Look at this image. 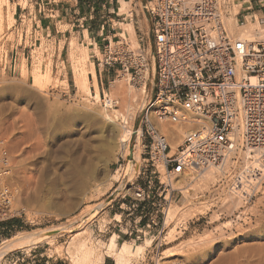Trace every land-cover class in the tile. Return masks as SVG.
Wrapping results in <instances>:
<instances>
[{"label": "rangeland", "instance_id": "rangeland-1", "mask_svg": "<svg viewBox=\"0 0 264 264\" xmlns=\"http://www.w3.org/2000/svg\"><path fill=\"white\" fill-rule=\"evenodd\" d=\"M29 1L10 0V3L13 6L20 3L32 9ZM105 1L91 0L88 6L90 8L93 4L96 6ZM120 1L122 3V0ZM135 2H138L137 7ZM145 2L143 0L144 4ZM223 2L226 16H229L235 7H240L239 14L243 6L236 0ZM114 4L116 2L111 6ZM142 6L139 0H133L126 10L120 12L129 20L124 21L112 15L113 22L120 20L118 25H124L121 26L124 31L125 24L132 20L133 10L138 9L143 14ZM261 14L263 13L247 16L255 22L253 26L256 31L259 24L253 17L258 19ZM237 17L241 24L245 22L243 17ZM247 24L248 20L242 26ZM140 27L142 32H138L136 43L128 33L126 39L135 47H139L140 38L144 35V46L151 58L154 46L152 39L148 38L150 23L146 24V19H143L140 21ZM59 28L65 31L68 26L60 24ZM123 31L120 30V33ZM23 42L27 46L26 60L22 56L16 72L5 73V67L10 64L17 45ZM76 44L78 48L87 50L90 55L86 68L90 70V63L94 65L100 93L104 91L120 101L116 110H119L122 117L116 123H108L102 120L101 115L98 116V113H112L93 103L91 91L95 87L91 74L90 92L78 95L72 61L68 57L70 46L64 44L62 38H47L46 33L34 31L29 20L24 22L17 17L11 27H3L0 30V136H4L8 141L12 158L11 172L3 184L15 193L13 207L24 209L18 214L4 215L6 212L2 210H6L8 204L0 191V244L23 233L74 224L73 231L57 233L51 241L6 254L0 264H71L68 253L70 242L76 234L83 231H86L87 235L82 237L89 238L94 243H108L117 233L121 234L117 242L121 246L128 238L119 231H130L125 225L128 222L127 213L122 218H117V214L123 211L120 208V197L124 190L120 187L128 183L131 185L132 182L142 186L145 183L142 170L149 163L148 149L145 147L149 144L148 138L140 137V163L132 179L124 178L123 172L129 160L133 159L127 151L138 150V130L152 99V87L149 84L145 94H141V86L136 85L135 80L124 72H111L109 79L105 72L100 78L97 59L101 58V52L98 45L95 50H90L87 46ZM77 58L79 56L76 54ZM24 62L28 70L26 75L21 71ZM40 62L47 64L46 66L49 64L50 73L52 76L56 75V80H43L42 86H37L30 71ZM116 79L123 81L126 96L122 95V92H113L115 88L111 82ZM123 127H127L126 132L132 130L130 143L128 141L125 147H121L119 143ZM92 145L94 149L91 148ZM93 157L96 158L91 159ZM92 160L96 169L93 176L89 174ZM236 161L233 162L234 165L227 167L223 177L218 176L216 182L208 185V188L194 187L187 193H184L185 189L181 193L176 192L172 205L178 204L180 207L175 219L171 220L172 222L166 220L168 223L166 227L164 225V233L161 235L159 232L162 230L164 217L160 214L158 226L153 227L150 234L148 229H143V233L138 232L137 237L140 239L136 242L132 240L134 249L137 245L145 244L148 239L152 240V243L143 255L133 258L129 264H264V182L249 206L251 219L235 222L232 213L236 207L230 203L227 192L229 181L243 162ZM157 165L163 172L162 163ZM76 166L80 167V178L75 173ZM91 177L95 179L94 186L81 184L85 180L89 182ZM156 181L157 179L155 185ZM180 185L183 189V183ZM101 203L104 204L103 209L99 210L97 217L90 218L89 214ZM138 215V212L133 214L135 218ZM10 220L15 222L12 226H7L5 223ZM116 220H120L122 228L117 226ZM141 224L143 226L145 223ZM203 239L206 242H198ZM160 242H163V245L159 248ZM167 250L169 252H165ZM101 251L105 253V249ZM107 263L116 264L112 258L105 256L104 264Z\"/></svg>", "mask_w": 264, "mask_h": 264}, {"label": "built area", "instance_id": "built-area-1", "mask_svg": "<svg viewBox=\"0 0 264 264\" xmlns=\"http://www.w3.org/2000/svg\"><path fill=\"white\" fill-rule=\"evenodd\" d=\"M223 1L146 0L143 9L150 18L148 38L154 46L151 58L144 36L139 47L119 36L107 41L97 59L100 78L105 72H124L136 85L143 84L146 90L149 84L152 87V99L140 127L141 138L149 140L145 146L149 163L144 167L149 168V175L144 176V186L128 183L120 197L121 210L139 233L148 229L150 234L158 226L159 214L164 217L159 235L164 233L166 213L176 199L174 194L182 192L173 183L179 182L189 169L202 171L211 165L220 166L232 153L236 154L235 160H243L242 156L249 153V164L241 162L233 182V190L244 195L242 210L261 183L264 14L258 19L253 17L260 23L255 36L235 37L224 23ZM91 99L106 112L118 109L120 104L104 91L96 99L95 88ZM148 111L150 118L146 116ZM180 123H190L193 129L173 153L158 124ZM11 159L9 143L0 136V188L11 172ZM160 162L163 172L157 165ZM135 212L139 213L136 218Z\"/></svg>", "mask_w": 264, "mask_h": 264}, {"label": "bare ground", "instance_id": "bare-ground-1", "mask_svg": "<svg viewBox=\"0 0 264 264\" xmlns=\"http://www.w3.org/2000/svg\"><path fill=\"white\" fill-rule=\"evenodd\" d=\"M132 1L133 0H130V1L122 0V7L120 8V12H123L124 10H126L131 5ZM236 8L237 7H235V9H233V11L231 12V14L229 16H226L224 14V23H225L229 33L235 37H253V36H255V33L257 31L254 29V26H253L254 21H252L251 17H248L247 18L248 24L245 26H242V24L239 22V19L237 17L238 10L240 7L237 9ZM15 14H16L15 13V6L11 5L10 0H0V30L3 29V27H11L15 23V21H16ZM258 14H260V13H258ZM131 15L133 16V13ZM262 15L263 14H261V17H262ZM257 22L260 26L259 21H257ZM121 26L124 27V25H121ZM258 29L260 30V28H257V30ZM127 33L130 36V38L132 39V41L136 43L137 42V39H136L137 35H136V29H135L133 17H132V20L130 23L125 24L124 31L120 33V36L123 38H127ZM76 43L77 42L74 38H72L70 40V42H69L70 53H69L68 57H70V60L72 61L71 67H72L73 72H74V80H75L74 82H75V86L78 90L77 93H78V95L81 94V96H82V94H86V93L88 94L90 92L89 74H91L93 79H94L93 86L95 87V91H96V99H99L100 88L98 85V79H97L98 77H97L95 67L92 63H90V70H88L86 68V63L90 60V55H89L87 50L82 49V48H78ZM76 54L79 56V58H77V59H76ZM46 65L47 64L44 65L42 62H40L37 65H35V68H33L30 71V73L34 79V82L37 86H42L41 84H42L43 80H47V81L56 80V75L52 76V74L50 73L51 70H49V64H48V66H46ZM21 71L24 75H26L28 73L27 66H26L25 62L22 63V65H21ZM122 76L124 77V75H122ZM122 82L120 79H116V80L111 82L115 88L113 92L114 93L116 91H118L120 93L122 92V95L124 94V96H126L125 95L126 92L123 89V86H122L123 83ZM140 91H141V94H145V92H146V88L144 87L143 84L141 85ZM127 95L129 96L128 93H127ZM111 113L112 114H109V115L98 113V116L101 115L103 117L102 120L108 121V123L111 122V124L116 123L119 120V118L122 117V115H120V113H119V110H116V109L111 110ZM150 114H151V111H148L146 116L148 118H150L151 117ZM123 118L126 119L125 117H123ZM116 126H118V124H116ZM126 128L127 127H123L124 130L121 131V133H120L119 143H120L121 147H125L126 143L131 138L132 130H129L128 132H126V130H125ZM158 128L167 137L168 143L171 145L173 153L178 150V147L183 142L186 133H188L190 130L193 129L192 124H190V123H188V124H184V123H180V124H158ZM138 132H139V135H138L139 137H138L137 142H139V144L136 147V148H138V150L135 149V152L127 151L130 153L131 156H133V159L129 160V163L123 172L124 178L129 177L130 180L134 176V174L136 172V167H138V165L140 163V155L141 154L139 151L141 149L140 148V145H141V142H140L141 129H139ZM129 143H130V141H129ZM91 148H93V145ZM98 151H96V152H98ZM91 152H93V151H91ZM94 154H95V150H94ZM94 154L92 153L91 156H95ZM235 155H236L235 153H232L230 156H227L226 161L223 164H221L220 166L211 165L209 167L204 168V170H202V171H197L195 169H189L182 176V179L179 182H174L173 185L175 187L181 188L182 185H180V184L183 183L184 187L182 190L185 189L184 193L189 192L190 190L194 189V187L195 188L196 187H200V188L207 187L208 188V185L214 183V181L216 182V179L218 176L223 177L222 176L223 173L227 172L226 171L227 167L232 165L233 162H237L235 160V157H234ZM96 156H97V153H96ZM97 157H99V155ZM242 157H243L244 164H246V165L249 164V157H250L249 153H245ZM94 158H96V157H93L91 159H94ZM160 164H161V162H160ZM11 165H12V159H11ZM74 170H75L76 175H78L80 178V175H79V173L81 172L80 167L76 166V167H74ZM95 170L96 169H95V166H94L93 160H92V164L89 167V174L91 176H93L95 174ZM237 172H238V170L233 174L231 180L229 181L230 182L229 186H228L229 191L227 192V195H228V198H230V200H231L230 203H233L234 207H236L232 213L233 220L235 222L240 223V222H244L246 220H249L252 217L251 213L249 212V206L251 205V203L253 202V199L255 198L256 194L259 192L260 188L263 185L264 173L259 180L261 183H260V185L257 186L254 195H252V193L250 195V198H251L249 200L250 204L247 205V207L244 210H242L241 207L243 205L242 200L244 198L243 197L244 195L233 190V189H235L233 182L235 181V178H236L235 175ZM116 180H118V179H116ZM9 182H10V180H9ZM193 183H195V184H193ZM81 184L83 186L86 184L87 185L91 184L92 186H94L95 179L93 177H91L89 182H87L85 180ZM126 187H127V185L125 184V185H122L120 187V189L125 190ZM6 190H7V193H6ZM0 191L5 192L3 194V196H5V199H6L5 202H7V204H8L7 207H5L6 210H2V208L0 209V210H2V212H6V214H4V215L18 214L24 210L22 207H20L18 209H15L13 207V205H14L13 201L15 198V193H13L11 190H8L7 187H4V184H3V187L0 188ZM171 206H172V210H170ZM171 206L166 213L165 227H166V223H168V222H166V220L171 221V220L175 219L174 217L177 215L178 208L180 207L178 204H174V205L171 204ZM103 207H104L103 203H101L99 205L97 204L96 208H94V209L92 208L93 209L92 212L90 214L88 213L90 215L89 217L90 218L97 217V215L99 214V210L103 209ZM205 207H206V205H205ZM90 218H87V219H90ZM73 225L74 224H70V225L66 224V225H61V226H57V227L54 226L52 228L45 229V230H38V231L23 233V234L16 236L15 238H13L11 240L4 241L2 244H0V260L3 258V256H5L6 254H8L12 251L19 250V249H29V248L36 246V245H38L44 241H51L52 237H54L57 233H63V232H67V231L71 232L74 229ZM85 233H86V231L85 232L83 231L81 233L76 234L70 242V248L68 249V253H69V258L71 259V262H70L71 264H104L105 256L114 259L116 261V264H129L133 258L143 255L146 248L148 246H150L152 243V240L148 239L145 244L137 245L136 248L134 249L133 243L124 242V243H122L120 248H117V238H118L117 234H114L111 237V239L109 240V242L104 244L103 242H100V241L98 243H94L89 238L82 237V235H84ZM85 235H87V234H85ZM170 238H172V237L170 236ZM166 239L167 238L165 237V240ZM204 241L206 242V240H204V239L199 240L198 242L201 243ZM196 242H197V240H196ZM102 249H105V253H102V251H101ZM165 252H169V251L167 250Z\"/></svg>", "mask_w": 264, "mask_h": 264}, {"label": "crops", "instance_id": "crops-1", "mask_svg": "<svg viewBox=\"0 0 264 264\" xmlns=\"http://www.w3.org/2000/svg\"><path fill=\"white\" fill-rule=\"evenodd\" d=\"M139 1L144 5L143 0ZM115 2L116 4L112 7L111 4ZM246 2H248V4H245ZM29 3H31L32 9L31 7H24L20 3H16L15 16L24 22L29 20L34 31L46 33L47 38L51 36L54 38L60 37L64 40V44L66 45L69 44L72 38H74L79 45L82 44L83 46H87L90 50H94L96 45H98L100 52H102L108 40L118 38L120 30L123 31L122 27L118 25L120 20L118 19L119 22L114 23V17H112V15H114L115 18L119 17L122 20L124 19V21L129 20L120 13L122 5L120 0H106L105 2L96 4L97 7L93 4L90 8L86 0H30ZM239 3L243 5L239 11V17L247 18V16H254V14L261 12L264 14V3H260V0H239ZM134 5L137 7L138 2H135ZM259 6H261V8ZM133 18L136 35H138V32H142L140 21L146 19V24H149L150 18L144 9L143 14H141L138 9L133 10ZM60 24L67 25L68 29L65 31L61 30L59 28ZM26 49L27 46L24 42L17 45L14 55L11 56L10 64L5 67V73L16 72L17 66L22 61V56L23 59L26 60ZM110 74L111 73H107L108 79L111 77ZM148 171L149 170L143 169L142 175H149ZM125 213L124 211L120 212V214H117V218ZM130 219L132 220V218ZM125 225L130 231H122L119 229L125 236H128L124 242L132 243V240L135 242L139 240L140 238L137 237V229H135V227L132 228V222L128 221ZM117 226L120 228L123 227L122 223L121 225L117 223ZM117 235L118 242L121 234ZM120 247L121 246L117 243V248Z\"/></svg>", "mask_w": 264, "mask_h": 264}, {"label": "trees", "instance_id": "trees-1", "mask_svg": "<svg viewBox=\"0 0 264 264\" xmlns=\"http://www.w3.org/2000/svg\"><path fill=\"white\" fill-rule=\"evenodd\" d=\"M91 0H86V3L90 4ZM101 3V2H99ZM15 220H10L9 222L5 223L7 226H12Z\"/></svg>", "mask_w": 264, "mask_h": 264}]
</instances>
